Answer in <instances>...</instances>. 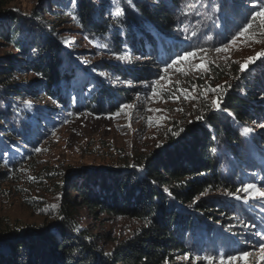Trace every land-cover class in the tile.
<instances>
[{
    "label": "rangeland",
    "instance_id": "1",
    "mask_svg": "<svg viewBox=\"0 0 264 264\" xmlns=\"http://www.w3.org/2000/svg\"><path fill=\"white\" fill-rule=\"evenodd\" d=\"M147 1L157 3L158 0ZM229 1L182 0L183 17H179L173 28L174 38L156 37L157 49L153 55H159L158 66L138 81L116 77L112 70L102 67L103 60L131 64L147 58L119 42L115 45L109 36L87 34L74 15L75 0H0V60L5 61L10 56L23 61L24 69L14 71L15 82L31 86V92L18 101L29 115L24 126L18 125L15 115L11 119L13 126L8 125V118L0 115V136L9 134L11 138L0 137L5 144L0 148V171L4 172L0 176L1 236H14L17 231L33 236L39 231L54 232L66 218V205L75 207L74 220L81 228L94 233L99 246L106 251L134 234L142 225L141 220L103 212L100 208L93 213L85 204L78 203L72 185L88 177L89 187L92 185L98 192L102 175L111 177L131 172L142 175L145 169L138 165L139 161L143 162L144 157L161 149L165 143L177 141V144L180 137L187 136L186 128L206 127L205 113H221L209 106L211 100L218 99L222 107L223 95L233 85H238L245 74L259 68L264 70V56L246 64L249 57L264 51V37H255L259 43L240 37L228 53L215 52V48L231 43L233 35L250 18L254 4L259 2L240 0L232 5ZM119 13L120 10L115 9L110 15ZM30 22L54 26L52 39L62 49L59 66L69 71L67 84L55 86L61 100L45 95L42 88H35L42 78L31 70L18 49L16 40L27 35L25 26ZM254 31H257L255 26L249 35ZM5 32L11 39L4 37ZM199 48L207 49V58L215 61L208 65L209 72L193 70L201 61L189 58L179 63V68L187 74L174 69L165 74L168 62ZM165 76L170 79H161ZM158 79L161 94L152 96L154 82ZM114 85L130 91L129 96L115 101L112 108L106 107L102 112H92L85 107L92 90L98 86L110 90ZM206 85H220L226 91L219 97L209 93L207 97L200 95L191 100L185 99L179 91L187 89L190 94L198 95ZM174 95H180V99H175ZM25 102H30L31 106ZM124 105L131 107L121 111ZM117 112L120 114L116 115ZM201 116L203 119H199ZM261 124H264V110L248 122V126L238 124L249 146L244 163L238 165L230 153L221 152L223 173L236 177L234 194L242 198L228 195L230 191L225 189L205 193L234 201L228 210L230 216L238 219L232 224L238 226L229 229L223 224H214L211 234L200 227L192 241L195 244L192 254L188 259H184L186 255L178 258L179 261L195 264L196 256L248 251L253 253L250 264H264L258 260L259 244L264 237L255 235L264 233V199H248V194L241 191L247 183L264 188V127H260ZM249 128L252 131L246 132ZM37 148L41 151L37 152ZM111 181L108 178V182ZM236 264L245 262L241 260Z\"/></svg>",
    "mask_w": 264,
    "mask_h": 264
},
{
    "label": "trees",
    "instance_id": "2",
    "mask_svg": "<svg viewBox=\"0 0 264 264\" xmlns=\"http://www.w3.org/2000/svg\"><path fill=\"white\" fill-rule=\"evenodd\" d=\"M236 1L240 0L229 2L236 5ZM74 4V15L87 34L109 36L115 45L119 42L147 58L131 64L103 60L102 67L112 70L116 77L138 81L158 66L159 55H153L157 38H174L173 28L179 17H183L182 0H158L157 3L132 0L131 4L129 0H75ZM115 9L120 13L110 15ZM41 24L27 23V35L16 42L26 57L25 62L42 78L35 88H42L45 95L61 100L55 86L67 84L69 71L59 66L62 49L52 39L54 26ZM10 36L5 32V38L11 39ZM22 64L23 61L10 56L0 60V115L8 118L11 126V119L17 116L20 127L29 121V115L18 101L31 92V86L15 82L14 71L24 69ZM129 92L116 85L110 90L98 86L86 98L85 107L102 112L106 107L112 108L115 101L127 98ZM263 94L264 70L248 72L223 95L221 113H205L206 127L186 128L187 136L180 137L177 144V141L165 143L144 157L143 162L139 161L138 165L145 169L142 175L133 172L111 177L102 175L98 192L92 185L89 187L88 177L72 185L78 203L85 204L93 213L100 208L103 212L141 220L142 225L134 234L116 243L111 250L99 246L95 234L74 220L75 207L66 205V218L54 232L39 231L33 236L17 231L14 236L0 235V248L4 246L0 250V264H192L178 258L192 254L195 245L192 241L200 227L211 234L214 224H223L229 229L238 226L232 224L238 219L230 216L228 210L234 201L217 199L206 192L225 189L236 193V177L224 175L221 152L230 153L238 165L245 162L249 146L238 124L248 126L264 110ZM9 136L0 137L11 139ZM3 146L0 141V148ZM3 174L0 171V176ZM108 178L112 180L110 183Z\"/></svg>",
    "mask_w": 264,
    "mask_h": 264
},
{
    "label": "snow or ice",
    "instance_id": "3",
    "mask_svg": "<svg viewBox=\"0 0 264 264\" xmlns=\"http://www.w3.org/2000/svg\"><path fill=\"white\" fill-rule=\"evenodd\" d=\"M129 3H132V0H129ZM257 29V31H254L251 35H249L250 30L253 28ZM195 35V33H193ZM256 36L264 37V0H259L258 3L254 4L252 14L250 18L246 21V23L242 26L241 30H239L236 34L233 35L231 39L230 44H224L222 47L215 48V52L219 54H226L230 51V49L236 45L237 40L240 39V37H247L248 39L253 40L254 42L259 43V40H256ZM208 39H211V37H208ZM208 50L204 48H199L196 51H188L185 52L182 55H178L176 59L171 60L167 63V66L164 69L165 74H167L169 69H174L176 71L181 72L182 74H187L184 69L179 68V63L191 58L193 60L199 59L201 61L200 64H195L194 69L195 71H201L204 73H207L210 71V68L208 67L209 64L214 63L215 61L209 60L207 58ZM264 56V51H261L260 53L256 54V57H249L247 63L254 62L255 59L260 58ZM246 64L241 65V70L243 71L246 67ZM103 75V73H102ZM161 79H170L167 76L161 77ZM161 80L158 79L154 82L153 90H152V96H158L161 94L158 86L160 85ZM194 88L196 86H193ZM180 93L184 96L185 99H198L200 95L207 97L209 93H212L214 96L219 97L222 96L225 93V89L217 85L216 87H212L211 85L203 86L201 92L198 95H192L188 92L187 89H180ZM175 99H180V95H174ZM28 106H31L30 102H25ZM211 108L220 111L221 110V102L218 99L211 100V103L209 105ZM131 107L130 105H124L121 111L125 108ZM226 111V109H224ZM120 113L117 112L116 115H119ZM71 115V114H69ZM199 119H203V117H199ZM260 127H264V124H261ZM246 132H251L252 129H245ZM37 152L41 151V149L37 148ZM242 192L248 194V199H264V188L258 187L254 183H247L243 186L241 189ZM228 195H234L236 199H241L242 197L239 195H236L234 193L229 192ZM257 236L264 237V233H255ZM253 257L252 252L248 251H241L235 254H225V253H218L217 255H203V256H196L195 257V264H199L200 261H204L205 264H214V262L219 261V264H236L237 261H244L245 264H250L249 258ZM189 257H184V259H188ZM258 260L260 262H264V240L261 241L259 244V255Z\"/></svg>",
    "mask_w": 264,
    "mask_h": 264
}]
</instances>
